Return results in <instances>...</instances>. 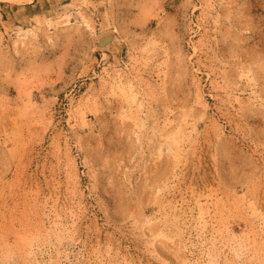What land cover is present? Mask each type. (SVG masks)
<instances>
[{
  "label": "rangeland",
  "instance_id": "obj_1",
  "mask_svg": "<svg viewBox=\"0 0 264 264\" xmlns=\"http://www.w3.org/2000/svg\"><path fill=\"white\" fill-rule=\"evenodd\" d=\"M0 264H264V0H0Z\"/></svg>",
  "mask_w": 264,
  "mask_h": 264
},
{
  "label": "water",
  "instance_id": "obj_2",
  "mask_svg": "<svg viewBox=\"0 0 264 264\" xmlns=\"http://www.w3.org/2000/svg\"><path fill=\"white\" fill-rule=\"evenodd\" d=\"M104 39H105V41H106L107 38H104ZM104 39H100V43H104V42H103Z\"/></svg>",
  "mask_w": 264,
  "mask_h": 264
},
{
  "label": "bare ground",
  "instance_id": "obj_3",
  "mask_svg": "<svg viewBox=\"0 0 264 264\" xmlns=\"http://www.w3.org/2000/svg\"><path fill=\"white\" fill-rule=\"evenodd\" d=\"M104 39V38H103ZM103 42H105V39H104V41Z\"/></svg>",
  "mask_w": 264,
  "mask_h": 264
}]
</instances>
